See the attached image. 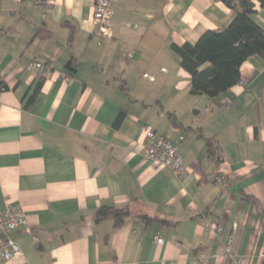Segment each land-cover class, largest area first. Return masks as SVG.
<instances>
[{"label": "crops", "instance_id": "1", "mask_svg": "<svg viewBox=\"0 0 264 264\" xmlns=\"http://www.w3.org/2000/svg\"><path fill=\"white\" fill-rule=\"evenodd\" d=\"M95 1L0 0V213L28 221L11 235L23 258L0 264H264V57L216 98L193 95L172 45L229 25L223 0H118L110 36ZM253 19L264 30V8ZM145 126L184 179L146 158ZM105 208L128 216L98 220Z\"/></svg>", "mask_w": 264, "mask_h": 264}, {"label": "trees", "instance_id": "2", "mask_svg": "<svg viewBox=\"0 0 264 264\" xmlns=\"http://www.w3.org/2000/svg\"><path fill=\"white\" fill-rule=\"evenodd\" d=\"M223 2L234 15L229 25L220 31H206L194 44L172 45L181 67L191 76L193 95L216 98L241 82L240 70L249 58L264 57V30L253 19L257 6L264 8V0ZM2 88L4 84L0 83ZM33 99L34 96L30 101ZM209 146V153L214 157L213 143ZM127 216V209L105 208L99 211L98 220L109 218L118 226ZM144 220L153 222L148 217Z\"/></svg>", "mask_w": 264, "mask_h": 264}, {"label": "built area", "instance_id": "3", "mask_svg": "<svg viewBox=\"0 0 264 264\" xmlns=\"http://www.w3.org/2000/svg\"><path fill=\"white\" fill-rule=\"evenodd\" d=\"M118 0H96L93 8V19L101 26V33L106 36L111 35L112 5ZM28 70L39 74L41 77L48 78L52 75L54 66L49 62L34 61L29 64ZM146 77H148L146 75ZM64 81L71 83V78L65 77ZM150 80L154 81L153 78ZM144 135L143 149L148 160L156 165L164 166L173 172L178 179H184L186 171L178 149L155 130L145 126L142 128ZM215 182H221L220 177H215ZM201 221H207V227H212L205 214L199 217ZM28 228V221L25 212L16 205H8L0 213V261H11L23 258L20 246L13 240L12 233L21 229ZM215 233H221L222 228H216ZM154 240L164 244V240L155 236ZM264 259V251L262 253ZM236 264H248L247 259L233 257Z\"/></svg>", "mask_w": 264, "mask_h": 264}]
</instances>
